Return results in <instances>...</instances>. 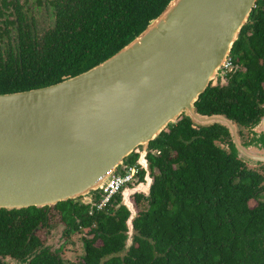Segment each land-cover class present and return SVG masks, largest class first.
<instances>
[{"label":"trees","instance_id":"16d2710c","mask_svg":"<svg viewBox=\"0 0 264 264\" xmlns=\"http://www.w3.org/2000/svg\"><path fill=\"white\" fill-rule=\"evenodd\" d=\"M168 2L56 0L54 28L28 33L8 53L0 52V93L46 86L92 67L138 34ZM229 56L246 67L239 84L228 90L206 87L195 110L255 121L264 103V0H257ZM226 91L233 100L226 99ZM207 126L182 115L149 142L150 150L158 151L147 154L150 169L157 167L160 174L133 220L131 245L125 244L129 211L118 206L121 198L115 208L117 194L102 209L93 206L80 215L76 226L90 235L83 237L84 264H264V175L253 168L239 171L232 137L230 151L237 158L214 142L227 128ZM251 126H238L249 136L245 142L238 135L244 144L251 140L244 128ZM136 157L131 153L124 164ZM141 197L135 195L136 206ZM30 260L27 264H75L41 253Z\"/></svg>","mask_w":264,"mask_h":264},{"label":"water","instance_id":"95a60500","mask_svg":"<svg viewBox=\"0 0 264 264\" xmlns=\"http://www.w3.org/2000/svg\"><path fill=\"white\" fill-rule=\"evenodd\" d=\"M257 0H169L125 45L92 67L58 82L0 93V208L44 206L82 197L93 204L103 182L126 158L150 178L146 189L121 193L129 211L126 246L132 243L134 198L149 193V142L185 116L193 124L220 123L236 155L264 163V120L244 128L203 114L195 102L223 72L234 42Z\"/></svg>","mask_w":264,"mask_h":264},{"label":"flooded vegetation","instance_id":"af4514ba","mask_svg":"<svg viewBox=\"0 0 264 264\" xmlns=\"http://www.w3.org/2000/svg\"><path fill=\"white\" fill-rule=\"evenodd\" d=\"M56 0H0V52L5 55L14 47L16 43L29 34H42L55 26L56 18ZM67 2V0H62ZM45 15V16H44ZM45 18L47 19L45 21ZM37 34V35H38ZM230 57V56H229ZM246 72V67L234 61L228 68L223 69L222 75L217 80L210 82L208 86L217 88L230 89L239 84V75ZM207 86V87H208ZM37 88V87H35ZM226 99L229 101L234 98L230 91H226ZM260 112L257 113V119L252 122L236 121L228 118L238 126H251L259 120H264V103H259ZM220 114V113H218ZM218 123L215 122L207 126L214 128ZM196 130H202L201 127L195 126ZM215 129V128H214ZM207 134H211L209 131ZM243 141L249 138L248 134L243 132L242 128L237 129ZM218 139L214 142L218 148L226 151L228 156L233 155L230 148L233 147L231 133L226 129V134H218ZM233 138V137H232ZM157 150H151L152 154H157ZM149 153V152H148ZM234 156V155H233ZM237 158L236 156H234ZM239 160V171L243 168H253L264 175V163L259 165H250L246 161ZM150 176L152 177L151 185L154 182L155 176L160 174L157 167L150 169V163L147 158ZM177 163H174L176 165ZM145 172L139 167L137 177L131 181L130 186H133L139 181H143ZM124 187V186H123ZM151 187V186H150ZM122 190V189H121ZM121 190L114 198L117 203L121 198ZM138 193V192H137ZM137 193L133 194L134 198ZM142 194L138 211L147 205L148 194ZM99 194L94 196L93 204ZM65 202H56L51 205L28 206L21 208H0V264H27L38 253L43 256L52 255L60 258L64 262H73L75 264H84L82 256L78 261H72L70 258L64 257V248L67 243H72L73 236L80 233L77 228V223L80 221V215L86 209H90L93 204L82 200L73 201L72 199L64 200ZM142 204H144L142 206ZM83 240V239H82ZM84 247V246H83ZM37 253V254H36Z\"/></svg>","mask_w":264,"mask_h":264},{"label":"built area","instance_id":"2783aa9c","mask_svg":"<svg viewBox=\"0 0 264 264\" xmlns=\"http://www.w3.org/2000/svg\"><path fill=\"white\" fill-rule=\"evenodd\" d=\"M231 64V59L228 56L223 64V69L228 68ZM138 172L139 165L136 162L133 164H123L122 168L117 167L113 170L103 182L100 192L98 193V198L93 204L95 209L100 210L105 207L125 184L130 183L137 177ZM89 212L91 213L92 211Z\"/></svg>","mask_w":264,"mask_h":264},{"label":"rangeland","instance_id":"374dc122","mask_svg":"<svg viewBox=\"0 0 264 264\" xmlns=\"http://www.w3.org/2000/svg\"><path fill=\"white\" fill-rule=\"evenodd\" d=\"M45 16V15H44ZM47 19L45 18V21ZM150 183V178L145 179L144 181H139L136 184H134L133 186H130V184H125L124 187L121 190L122 192L125 193H132L134 190H140V189H146V187L148 186V184ZM131 198L132 195L130 196ZM250 205L254 204V201H250L249 202ZM144 204H142L143 206ZM143 209V208H142ZM90 237L89 233H87L85 230H81L80 233L75 234L73 236V241L72 243H67L66 247L64 248V257L66 258H70L72 261H78L80 259V257L83 255L84 253V247H83V237ZM19 264V263H17Z\"/></svg>","mask_w":264,"mask_h":264}]
</instances>
